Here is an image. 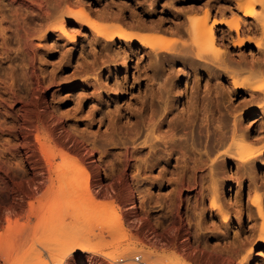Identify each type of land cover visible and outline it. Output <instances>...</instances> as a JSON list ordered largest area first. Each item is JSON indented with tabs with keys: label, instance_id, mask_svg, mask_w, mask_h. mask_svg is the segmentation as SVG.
I'll use <instances>...</instances> for the list:
<instances>
[{
	"label": "rangeland",
	"instance_id": "374dc122",
	"mask_svg": "<svg viewBox=\"0 0 264 264\" xmlns=\"http://www.w3.org/2000/svg\"><path fill=\"white\" fill-rule=\"evenodd\" d=\"M245 1L0 0V264H264Z\"/></svg>",
	"mask_w": 264,
	"mask_h": 264
},
{
	"label": "bare ground",
	"instance_id": "6f19581e",
	"mask_svg": "<svg viewBox=\"0 0 264 264\" xmlns=\"http://www.w3.org/2000/svg\"><path fill=\"white\" fill-rule=\"evenodd\" d=\"M139 1V0H138ZM259 3V4H258ZM262 5V6H264V0H246L245 1V5H248V6H252V7H255L256 5ZM153 8V7H152ZM173 8V7H172ZM111 10V9H110ZM144 10V9H143ZM151 10V9H150ZM171 10V9H170ZM180 11V10H179ZM82 12V11H81ZM86 12V11H85ZM111 12V11H110ZM172 12V11H171ZM107 13V12H106ZM254 13V12H253ZM85 13H83V15H84ZM109 14V13H108ZM151 14V13H150ZM255 14V13H254ZM254 14H249V15H246L245 14V16H254ZM117 15H119V14H117ZM115 16V15H114ZM122 16V15H121ZM243 16V15H242ZM262 16V15H261ZM87 17V16H86ZM99 17V16H98ZM101 17V16H100ZM88 18H90V17H88ZM87 18V19H88ZM117 18V17H116ZM115 18V19H116ZM122 18V17H121ZM81 18H79V20H80ZM97 19V18H96ZM124 19V18H123ZM161 19V18H160ZM189 19V18H188ZM201 19V18H200ZM204 19V18H203ZM99 20V19H98ZM113 20V19H112ZM191 20H193V19H191ZM244 20H246V19H244ZM243 20V21H244ZM103 21H105V20H103ZM110 21V20H109ZM115 21V20H114ZM119 21H120V18H119ZM162 21V20H161ZM264 21V20H263ZM86 22V21H85ZM100 22V21H99ZM107 22V21H106ZM151 22V21H150ZM194 22V21H193ZM192 22V23H193ZM197 22V21H196ZM97 23V22H96ZM114 23V22H113ZM159 23H161V22H159ZM189 23H190V21H189ZM243 23V22H242ZM247 23V22H246ZM93 24V23H92ZM99 23H97V25H98ZM103 24V23H102ZM107 24H108V22H107ZM142 24V23H141ZM141 24H139V25H141ZM153 24V23H152ZM191 24V23H190ZM89 25V24H88ZM91 25V24H90ZM89 25V26H90ZM96 25V24H95ZM104 25H106V24H104ZM104 25H102V26H104ZM138 25V26H139ZM88 26V27H89ZM94 26V25H93ZM108 26V25H107ZM115 26V25H114ZM135 26V25H134ZM142 26V25H141ZM177 26V25H176ZM189 26V25H188ZM192 28H194L195 26H194V24H192ZM92 27V26H91ZM98 27H100V24H99V26ZM112 27H113V25H112ZM129 27H130V24H129ZM132 27V26H131ZM130 27V28H131ZM143 27V26H142ZM142 27H140V28H142ZM144 27H145V25H144ZM143 27V28H144ZM235 27V30L239 33V31H240V23L238 24V22H237V24L234 26ZM94 28V27H93ZM109 28V27H108ZM111 28V27H110ZM116 28H117V26H116ZM122 28V27H121ZM120 28V29H121ZM128 28V27H127ZM138 28V27H137ZM140 28H138L139 30H142V29H140ZM131 29H133V28H131ZM130 29V30H131ZM138 29H136V30H138ZM146 29H148V28H146ZM151 29V28H150ZM188 29V28H187ZM244 29V28H243ZM100 30H102V29H100ZM163 30V29H162ZM121 31H123V30H121ZM152 31H153V28H152ZM157 31H158V29H157ZM197 31H199L200 32V34H201V38H200V41L198 42V44H197V47H195L196 48V51H197V55H202L201 53H207L206 52V50H205V47H207V50H208V56H207V58L206 59H210V60H215V58L218 56L217 55V53L219 52H214V50H212V48H213V46L212 47H210L209 48V43L210 42H212L213 43V39H211L210 40V38L208 37V35H207V26H206V24L205 23H202L199 27H197ZM92 32H93V30H92ZM97 32V31H96ZM102 32V31H101ZM111 32V31H110ZM145 32H146V30H145ZM159 32H160V30H159ZM162 32V31H161ZM167 32V31H166ZM165 32V33H166ZM193 32V31H192ZM231 32V31H230ZM248 32L249 33H254V34H256L255 36H257V34H262V38H261V40H258V41H254V39H252L250 42H252L257 48H259V52H261V54L264 56V22H262L261 21V19H257L256 20V22H253V23H250L249 24V29H248ZM94 33V32H93ZM116 33V32H115ZM132 33V32H131ZM149 33V32H148ZM174 33V32H173ZM194 33H195V31H194ZM125 34V33H124ZM128 34V33H127ZM192 34V33H191ZM102 35V34H101ZM112 35V34H111ZM130 34H128L127 36H129ZM134 35H139V34H135L134 33ZM166 35V34H165ZM193 35V34H192ZM214 35V34H213ZM95 36V35H94ZM103 36H105L106 38H110L109 40H111V36H110V34L109 33H104L103 34ZM113 36V35H112ZM116 36H118L117 34H116ZM194 36V35H193ZM254 36V35H253ZM260 36V35H259ZM104 37V38H105ZM119 37H124L125 38V36L123 35H119ZM118 37V38H119ZM192 37V36H191ZM258 37V36H257ZM261 37V36H260ZM101 38V37H100ZM116 38V37H115ZM114 38V39H115ZM128 38V37H127ZM144 38V37H143ZM142 38V39H143ZM146 38V37H145ZM95 39V38H94ZM128 39H131V38H128ZM140 39V38H139ZM193 39V38H192ZM259 39V38H258ZM96 40H98V39H96ZM105 40V39H104ZM141 40V39H140ZM110 42V41H109ZM113 42V41H112ZM115 42V41H114ZM216 42V41H215ZM147 43H149L148 41H147ZM246 43V41H243V42H239V44L240 45H244ZM145 44V43H144ZM171 44V43H170ZM173 45V44H172ZM193 45V44H192ZM208 45V46H207ZM169 46H171V45H169ZM190 46V45H189ZM150 47H151V45H150ZM152 47H153V45H152ZM191 47V46H190ZM241 47V46H240ZM146 48V47H145ZM154 48V47H153ZM169 48V47H168ZM177 48V47H176ZM186 49V48H185ZM191 49V48H190ZM217 49H219L220 50V48H217ZM155 50H157V48H155L154 49V51ZM160 50V49H159ZM164 50H168L167 48H165ZM205 50V51H204ZM211 50H212V52H211ZM172 51V50H171ZM192 52V51H191ZM190 52V53H191ZM120 53V52H119ZM183 53V52H182ZM195 53V52H194ZM149 54V53H148ZM159 54V53H158ZM157 54V55H158ZM181 54V53H180ZM218 54H221V53H218ZM253 54V53H252ZM119 55V54H118ZM192 55V54H191ZM261 55V56H262ZM150 58V57H149ZM185 59V58H184ZM209 59H208V61H209ZM216 59H218V58H216ZM254 59V58H253ZM213 60V63L215 62ZM259 60H257L256 62H258ZM255 62V63H256ZM260 62V61H259ZM260 63H263L262 61L260 62ZM250 66H252V68L247 72L248 73V76H247V78L248 79H253V80H255V79H259V78H262V77H264V66L263 67H261V68H258V69H256V68H254L255 67V64L254 63H252ZM257 66V65H256ZM181 72V71H180ZM241 72H243V71H241ZM183 73V72H182ZM239 74H241V73H239ZM238 74V75H239ZM245 74V73H244ZM239 76H241V75H239ZM239 81H241V80H239ZM234 86H235V88H236V91L237 92H239V91H241V90H243V91H249V93H251V95H253V96H255V97H257L256 95H258V93H261V94H264V85H248V84H241V83H237V82H235L234 83ZM233 89V88H232ZM233 92V91H232ZM262 96H264V95H262ZM258 97H260V96H258ZM261 98V97H260ZM262 99V98H261ZM263 100V99H262ZM261 100V101H262ZM253 101H255V100H253ZM252 101V102H253ZM260 101V100H259ZM250 102V101H249ZM256 102V101H255ZM245 103V102H244ZM248 103V102H247ZM261 103V102H260ZM258 105V104H257ZM242 106H244V105H242ZM264 121V120H263ZM264 123V122H263ZM247 135V134H246ZM245 135V136H246ZM261 138H263V137H261ZM248 139V138H247ZM254 139V138H253ZM247 141V140H246ZM234 144H236L237 146H238V149L239 148H242L243 146H240V145H238L239 143H236V142H233ZM247 143V142H246ZM244 144V143H243ZM248 144V143H247ZM251 145V144H250ZM234 146V145H233ZM247 147V145H244V147ZM259 148V147H258ZM263 148V147H262ZM239 150H242V149H239ZM238 150V151H239ZM243 150H244V148H243ZM253 150V149H252ZM258 150V149H257ZM261 150H263V149H261ZM235 151V150H234ZM244 152H245V150H244ZM259 153H261V151L259 152ZM252 154H254L255 155V153H251V155ZM251 155H249V156H251ZM257 155V154H256ZM235 156H237V155H235ZM239 156V155H238ZM237 156V157H238ZM248 155H246V157H247ZM260 156V155H259ZM232 158V157H231ZM239 158H243V155L242 156H239ZM238 159V158H237ZM255 159H256V156H255ZM243 160V159H242ZM253 169V168H252ZM240 175V174H239ZM255 189V188H254ZM259 189V188H258ZM256 190V189H255ZM215 191V190H214ZM239 193V192H238ZM219 195V194H218ZM237 195H239V194H237ZM260 196V195H259ZM215 197V196H214ZM239 198H241V197H239ZM261 199V198H260ZM242 200V199H241ZM262 201V200H261ZM219 202V201H218ZM263 203H264V201H263ZM259 213H260V215L262 216L263 215V209L259 206ZM252 213V212H251ZM258 217V216H257ZM262 220V219H261ZM251 228V227H250ZM261 228H263L264 229V227H262L261 226ZM253 230V229H252ZM257 233V232H256ZM14 234V233H13ZM254 235H256V234H254ZM253 235V236H254ZM11 236H13V235H11ZM10 236V237H11ZM15 236V235H14ZM258 236V235H257ZM193 237V236H192ZM1 238V237H0ZM13 238V237H12ZM254 239V238H253ZM256 240V239H255ZM247 241V240H246ZM260 241V240H259ZM12 242V241H11ZM13 242H14V240H13ZM247 243V242H246ZM252 243V242H251ZM3 245H5V243L3 244ZM9 247H11L10 246V244H9ZM3 249H4V247H3ZM0 250H1V248H0ZM9 252H10V250H9ZM146 256H147V258H149L148 257V255L146 254ZM147 261H148V259H147ZM150 261V260H149Z\"/></svg>",
	"mask_w": 264,
	"mask_h": 264
},
{
	"label": "built area",
	"instance_id": "2783aa9c",
	"mask_svg": "<svg viewBox=\"0 0 264 264\" xmlns=\"http://www.w3.org/2000/svg\"><path fill=\"white\" fill-rule=\"evenodd\" d=\"M136 263L138 264H146L143 259H142V256H138V257H135V260H134Z\"/></svg>",
	"mask_w": 264,
	"mask_h": 264
}]
</instances>
